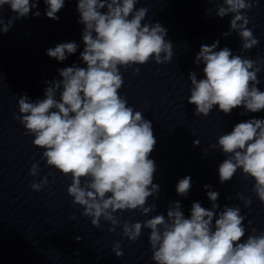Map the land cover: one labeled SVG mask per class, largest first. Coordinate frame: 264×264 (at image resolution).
I'll use <instances>...</instances> for the list:
<instances>
[{"label": "clouds", "instance_id": "clouds-1", "mask_svg": "<svg viewBox=\"0 0 264 264\" xmlns=\"http://www.w3.org/2000/svg\"><path fill=\"white\" fill-rule=\"evenodd\" d=\"M43 2L47 18L58 20L57 13L65 0ZM138 2L77 0L84 45L79 59L85 66L73 64L57 69L59 78L45 81L44 97L32 101L26 93L18 96L19 114H13L24 134L33 137V145L43 150L41 160L46 166L71 178L67 193L73 205L82 207L81 214L97 229L101 228V220L108 222L109 232L121 226L125 211H139L144 216L156 212L157 205L147 202L160 194V186L153 182L157 165L150 158L157 143L152 122L129 106L119 90L124 85L121 69L131 68L135 75L140 71L136 65L170 63L173 42L166 39L168 30L159 22L142 23L148 9L137 8ZM38 3L0 0V11L7 5L13 13L7 22L0 16V34L30 13L39 17L38 10L32 12ZM256 6L257 0H222L217 4L216 16L232 17L229 30L221 35L237 33L240 54H233L227 46L219 48V40L201 45L194 64L197 68L204 65L203 78L198 79L196 71L188 75L191 87L187 102L195 106L194 115L207 117L214 107L225 115L241 106L250 113L264 110V91L258 88L264 58L253 60L243 55L259 44L255 25L248 27L252 18L247 15ZM78 47L76 42H63L47 49L46 54L63 62ZM199 143L194 140L193 146ZM209 147L225 156L217 169L219 182L231 181L241 170L245 178L254 180L252 192L264 204V119L237 123ZM40 171L36 162L28 175L39 177ZM49 175L52 173L39 181L34 179L31 189L44 190ZM191 187V176H185L176 184V193L187 198ZM204 189L211 208L197 201L192 203L190 215L185 216L182 204L172 201L166 215L159 213L143 222L123 221V236L135 243L143 230H149L155 264H264V231L258 232L248 221L251 233L243 239L246 216L241 214L240 206L225 205L221 210L217 203L220 193L211 185H204ZM236 197L246 208L252 203L241 193ZM111 251L116 258L124 255L119 241L113 243Z\"/></svg>", "mask_w": 264, "mask_h": 264}]
</instances>
